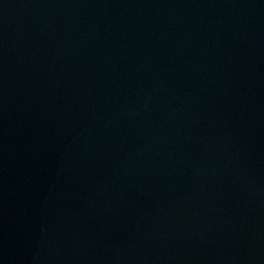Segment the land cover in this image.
I'll return each mask as SVG.
<instances>
[{
    "label": "water",
    "instance_id": "obj_1",
    "mask_svg": "<svg viewBox=\"0 0 264 264\" xmlns=\"http://www.w3.org/2000/svg\"><path fill=\"white\" fill-rule=\"evenodd\" d=\"M0 264H264V0H0Z\"/></svg>",
    "mask_w": 264,
    "mask_h": 264
}]
</instances>
